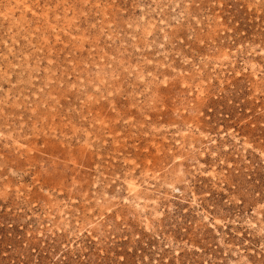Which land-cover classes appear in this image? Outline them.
Returning <instances> with one entry per match:
<instances>
[{"label":"rangeland","instance_id":"374dc122","mask_svg":"<svg viewBox=\"0 0 264 264\" xmlns=\"http://www.w3.org/2000/svg\"><path fill=\"white\" fill-rule=\"evenodd\" d=\"M0 264H264V0H0Z\"/></svg>","mask_w":264,"mask_h":264}]
</instances>
